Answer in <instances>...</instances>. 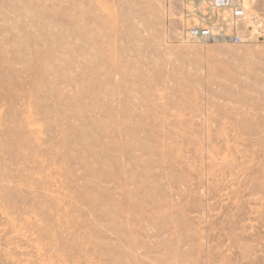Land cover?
<instances>
[{
	"label": "rangeland",
	"instance_id": "374dc122",
	"mask_svg": "<svg viewBox=\"0 0 264 264\" xmlns=\"http://www.w3.org/2000/svg\"><path fill=\"white\" fill-rule=\"evenodd\" d=\"M235 1L0 0V264H264V0Z\"/></svg>",
	"mask_w": 264,
	"mask_h": 264
},
{
	"label": "built area",
	"instance_id": "2783aa9c",
	"mask_svg": "<svg viewBox=\"0 0 264 264\" xmlns=\"http://www.w3.org/2000/svg\"><path fill=\"white\" fill-rule=\"evenodd\" d=\"M210 6L216 10H228L231 17L234 19H241L245 16V9L240 3L235 0H210ZM220 27L216 28H194L190 31L192 38H197L204 41H214L219 38ZM239 38V37H238ZM225 40V38H223ZM240 39V38H239Z\"/></svg>",
	"mask_w": 264,
	"mask_h": 264
}]
</instances>
